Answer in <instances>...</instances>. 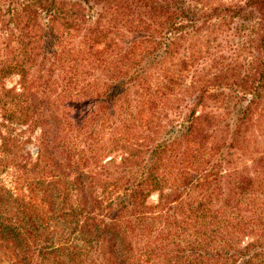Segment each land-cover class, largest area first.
<instances>
[{"label": "trees", "instance_id": "trees-1", "mask_svg": "<svg viewBox=\"0 0 264 264\" xmlns=\"http://www.w3.org/2000/svg\"><path fill=\"white\" fill-rule=\"evenodd\" d=\"M263 119L264 0H0L1 157L19 125L52 151V217L29 178L0 187V264H179L190 231L183 264H264L239 246L264 148L238 163Z\"/></svg>", "mask_w": 264, "mask_h": 264}, {"label": "rangeland", "instance_id": "rangeland-1", "mask_svg": "<svg viewBox=\"0 0 264 264\" xmlns=\"http://www.w3.org/2000/svg\"><path fill=\"white\" fill-rule=\"evenodd\" d=\"M222 1L228 2V0H222ZM4 7L5 6H2V9H4ZM92 7H93L92 10L97 9L99 11L98 6L92 5ZM92 10H88V11H92ZM235 22L236 21H233V24L231 25V28L228 31L227 38L222 41V46L224 45L225 49L229 46L234 48L233 45H239L242 39L245 38L244 34L242 35V31L238 32V30L235 29V25H234ZM245 25H247V23ZM238 33L241 34L238 35ZM250 53L254 54L255 52L251 50ZM248 54L249 51L246 52L245 55L243 54V56L241 57H247ZM2 84L5 88H10L13 86L17 87V78L16 76H9L7 78H4L2 80ZM262 121L263 124L255 125L254 128L252 127V125H250V129L245 134V138L248 142L245 143V146L242 147H245L246 150H241V149L238 150V153L245 152V160H243L244 162L238 161V163L241 166L246 164L247 161L249 162L248 157L251 152L254 153L255 155V153H258L259 151L262 150V148H264V119ZM256 126L259 127H257L256 129ZM253 129H256L258 135L254 137H248L249 133H251ZM0 131L3 134L4 128L0 127ZM38 134H39V128L30 131L25 125H19L13 127L11 126L10 139L11 142H13L15 148H14V153L12 152V147H11L9 154H3V156L6 158H2L1 157L2 154H0V187L5 192L9 191L12 192L13 194L15 191V187L18 186V180L20 178H26V177L29 178L30 187H32L34 192L37 193V197L42 199L41 203L45 211L46 210L48 211V216L52 217V151H48V153H45L47 157H45L44 163H40V161L35 162L37 147L39 145L38 144L39 142L36 139ZM259 172H260L259 169H255V170L248 169V175L252 174L257 176ZM260 189L261 187H259L257 190L259 191ZM219 192L220 195H218L217 197H219L220 202L218 203L216 201L217 197L213 196L214 205H219L223 201L224 193H222L221 191ZM192 195H195V192H192ZM157 200H158L157 194L152 193L150 196L147 197L146 205H154L156 204ZM188 200L189 199L187 198V200L185 199L184 202L186 201L185 203H187ZM263 201H264L263 198L261 196H258L253 204L243 207L242 212L240 214L242 215L243 219H245L246 216L248 218L251 217L252 219H254L253 225H254L255 233L242 237L241 240L239 241L240 242L239 246L242 247L247 243L254 242L256 239L264 242V202ZM221 232L223 233V231ZM133 233H135V231H133ZM194 242L195 240H193V234L191 233V231L187 232L186 235L181 236L179 239H176V243L178 244L177 248L182 251L181 253L177 254V257H180L177 260L179 261L178 262L179 264H183L187 254H190L189 251L191 247L194 246ZM173 247L174 246L171 244L167 247V249H172ZM212 249H214V244L208 246L209 251H211ZM213 261L214 260H208L207 264L209 262L213 263Z\"/></svg>", "mask_w": 264, "mask_h": 264}]
</instances>
